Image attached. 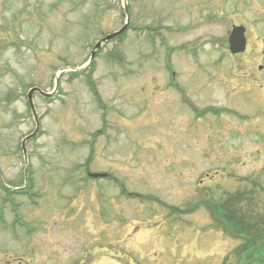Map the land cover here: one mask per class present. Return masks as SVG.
<instances>
[{"label": "rangeland", "instance_id": "374dc122", "mask_svg": "<svg viewBox=\"0 0 264 264\" xmlns=\"http://www.w3.org/2000/svg\"><path fill=\"white\" fill-rule=\"evenodd\" d=\"M125 2L134 30L104 44L81 70L94 44L124 25ZM219 6L0 0V264H220L221 244L206 241L205 172L218 168L213 189L225 178L233 186L237 171L263 167L264 153L236 165L244 123L220 105L235 84L224 40L240 13L222 18ZM247 37L237 58L264 66L263 48ZM32 87L52 94L32 97L39 126L23 154L21 141L35 129L26 98ZM207 104L217 113L204 115ZM256 146L262 150L260 140ZM252 226L260 236L264 225Z\"/></svg>", "mask_w": 264, "mask_h": 264}, {"label": "flooded vegetation", "instance_id": "af4514ba", "mask_svg": "<svg viewBox=\"0 0 264 264\" xmlns=\"http://www.w3.org/2000/svg\"><path fill=\"white\" fill-rule=\"evenodd\" d=\"M216 1V0H210ZM219 10L222 18L227 17V12H239L237 21L231 22L230 26L222 19L223 24L227 25V34H225L224 49L229 52L230 44L236 43V38L230 40L232 30L238 28V32L243 34L245 48L248 44V37L253 34L254 39H250L253 44L260 45L264 50V0H219ZM219 12V13H220ZM240 17H246L241 19ZM255 23V28L248 31V25ZM253 26V25H252ZM242 53L230 54L231 60L236 65L229 78L233 84L229 88V94L223 92L225 101L228 104H221L220 112L224 116L229 114L235 122L244 129L239 130L240 140L238 146L235 147L239 151L237 158L239 161L236 165L240 168L246 166L245 160L252 163L257 160L261 153H264V66L257 64L255 59L237 58ZM236 70V72L234 71ZM230 80V79H229ZM228 81V80H227ZM233 81V83H232ZM237 81V82H235ZM226 82H224L225 84ZM227 87V86H226ZM235 103H232V99ZM216 107V106H214ZM205 113L211 115L212 104L204 106ZM217 111V110H216ZM215 112V110H214ZM225 119L221 120V128L227 130ZM248 135H254L249 137ZM225 137H220V140ZM261 141L262 150L260 151L256 145ZM205 158L208 163L215 154L213 142H209ZM219 142L217 146L218 158L223 160L220 162L221 174L225 177L232 173L226 171L224 165L225 147ZM264 156V154H262ZM238 160V159H237ZM217 169L211 168L205 172L204 180L207 184L203 186V198L205 211L207 214L206 230L207 243L216 238L218 246L216 256L220 259V264H226L228 255L234 257V264H264V229L260 236L253 233L252 225H264V165L259 169H251L245 174L241 170L235 173L234 185L217 183V188H212L211 184L217 175ZM216 183V182H215ZM218 231V233H216ZM213 235H216L212 238ZM229 238L234 242V249L226 250L225 240ZM210 257L212 254L209 255ZM208 256V257H209Z\"/></svg>", "mask_w": 264, "mask_h": 264}, {"label": "water", "instance_id": "95a60500", "mask_svg": "<svg viewBox=\"0 0 264 264\" xmlns=\"http://www.w3.org/2000/svg\"><path fill=\"white\" fill-rule=\"evenodd\" d=\"M127 23H128V20H127ZM126 27H127V24H125L119 31H117V32H115L113 34H110V35L104 37L103 39H101L99 42H97L95 44L91 54H90L89 63L93 60L96 51L102 46V44H104V43H106V42H108L110 40H113L114 38L118 37L120 34H122L125 31ZM240 32H241V30L239 32H237V30L234 29L233 32H232V36L230 38V40L233 39V37L236 38V43H234L233 45L230 44V51L233 54L240 53V52L244 51V47H245L244 46V39L242 37V33H240ZM34 92L38 93L39 95H41L43 97H48L49 94H45L41 90L36 89V88H34V89L29 91L28 96H27L28 103H29L30 109L32 110V112L34 114V118L36 119L34 108H33V105H32V100H31L32 94ZM35 133H36V131L31 136L25 138L22 141L21 147H22V150H23L24 154H25L24 144H25L26 140L32 138L35 135ZM92 176L93 177H98V175H92Z\"/></svg>", "mask_w": 264, "mask_h": 264}]
</instances>
